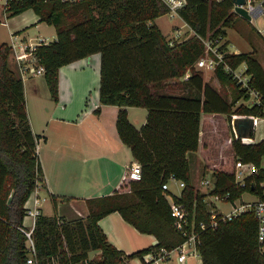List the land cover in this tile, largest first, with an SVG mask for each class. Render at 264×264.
Instances as JSON below:
<instances>
[{
  "label": "trees",
  "instance_id": "obj_1",
  "mask_svg": "<svg viewBox=\"0 0 264 264\" xmlns=\"http://www.w3.org/2000/svg\"><path fill=\"white\" fill-rule=\"evenodd\" d=\"M29 8L56 29L57 38L38 44L35 51L45 67L52 98L59 99V69L63 65L99 53L100 100L120 106L118 134L142 168L140 178L128 175L113 194L86 198V217L67 219L41 212L32 229L34 264H121L135 257L149 264L144 260L147 253L157 255L162 248L178 247L185 236L174 226L166 196L171 192L163 189L172 176L185 182L180 196L172 194L174 200L184 202L191 216L195 213L197 224L201 220L209 222L205 201L208 194L193 182L191 154L199 150L203 139L206 161L208 139L204 134L208 129L212 136L219 127H212L214 114L227 115L231 133L227 138L234 159L253 163L259 171L250 179L257 183L264 180V169L260 168L264 139L245 143L238 130L245 119L248 138H255L253 120L263 114L262 107L239 103L248 99L249 93L225 70L226 65L237 68L246 64L252 76L250 84L260 91L264 101V66L256 52H229V41L222 43L223 59L215 74L221 83L232 87V99L206 82L203 71L196 67L206 52L204 39L214 43L226 38L227 28H232L240 17L234 11V0H188L179 15L195 33L178 43H171L155 23L169 11L161 0H12L7 13L13 16ZM11 52L8 43L0 45V264H27L30 251L26 231L30 229L24 225L28 212L25 204L44 171L38 152L41 136L32 129L25 83L10 64ZM188 70L191 75L184 82L188 92L173 93L175 84L170 81L183 77ZM128 106L148 109L147 120L140 128L129 119ZM203 114L213 118L210 123L205 120L202 127ZM212 165L211 194L229 192L230 199L236 200L245 191H252L250 184L236 183L235 165L232 170ZM70 199L52 196L55 208L59 201ZM115 211L140 232L154 234L157 244L130 254L117 248L99 224ZM257 227L254 214L247 212L201 231L202 263L264 264ZM97 250L101 252L99 257L91 258L90 253Z\"/></svg>",
  "mask_w": 264,
  "mask_h": 264
},
{
  "label": "crops",
  "instance_id": "obj_2",
  "mask_svg": "<svg viewBox=\"0 0 264 264\" xmlns=\"http://www.w3.org/2000/svg\"><path fill=\"white\" fill-rule=\"evenodd\" d=\"M0 15L5 16V21L0 19V23L8 32L6 36H0V45L2 43H8L10 46L13 43L28 45L33 42L41 44L52 42L57 38L55 29L52 35L56 36L55 39L46 41L42 27L47 23L42 21L32 8L9 18L2 7ZM33 26L41 33L36 37L30 35ZM10 64L20 74L14 51L10 54ZM100 65L99 53L63 65L59 69L57 101L51 96L44 74L30 73L27 78H23L27 109L30 113L29 96H31L40 107L42 112L40 115L43 118L41 129L38 130L35 128L33 115L29 114L33 131L41 136L38 149L44 177L39 182L38 196L42 200L40 208L43 214L57 213L67 219L86 217L89 209L85 199L113 194L126 182L131 165L137 162L130 147L121 140L117 131L116 120L120 106L103 104L100 100ZM200 70L204 73V80L218 88L217 84L211 81L209 72L206 73V69L203 68ZM185 81L184 76L171 80L170 82L175 84L172 92L175 94L188 92V88H184ZM127 110L129 119L136 127L140 128L145 124L147 108L128 106ZM211 116L213 115H202V127L204 121ZM201 135L203 136V131ZM202 140L199 150L191 154V173L193 159H197L199 163L204 159ZM205 175L201 178L202 185ZM175 184L179 186L177 182ZM169 187L175 193L170 183ZM181 192L182 189L175 194L179 195ZM53 195L68 196L71 199L59 201L55 208ZM99 224L109 241L126 254L158 242L154 234L140 232L117 211L104 216ZM24 225L29 229L33 228L28 215L24 218ZM100 253L99 250L92 251L90 257H99ZM144 260L149 264H203L201 257L197 255L189 256L183 263L178 262L174 257L168 260L147 261L148 257L145 255ZM121 264H143V259L135 257Z\"/></svg>",
  "mask_w": 264,
  "mask_h": 264
},
{
  "label": "built area",
  "instance_id": "obj_3",
  "mask_svg": "<svg viewBox=\"0 0 264 264\" xmlns=\"http://www.w3.org/2000/svg\"><path fill=\"white\" fill-rule=\"evenodd\" d=\"M63 1H79V0H63ZM166 6L169 8L168 13L171 14V16L179 15V10L186 6L188 0H161ZM12 0H0V3L4 9L5 12H7L8 8L11 6ZM238 6V4L234 3V11L236 12L235 8ZM240 7L244 8L251 16V20L258 18L262 15H264V0H245L244 4H241ZM237 13V12H236ZM238 14V13H237ZM239 15V14H238ZM42 40L40 39L39 42ZM173 41L171 40V43ZM205 45H206V52L209 53V50H215L218 51V55L216 58L210 59L208 63L205 61V57H201L197 63L196 67H202L205 64L208 65L211 68L216 69L218 63L223 59V52L220 51V43L221 41H214V43H211L210 40L204 39ZM40 43H30L28 45H17L16 43H13L11 45L12 51H14V56L18 64V69L20 72V75L22 78H27V76L30 73L33 74H44L45 73V67L39 62V59L35 53L36 46ZM222 53V54H221ZM221 56V57H220ZM243 67L242 65H239L237 68H232L229 65L225 66V70L229 73H232L234 78L237 79V84L240 86V88L247 90L249 93L248 99H241L239 103H244L249 106L251 105H259L262 107L263 114H260L259 116H254V120H256L255 124V131L256 126L258 125V122L260 119L264 120V101L263 96L260 93L259 90L251 86L250 80H251V74L247 73L246 64ZM191 75V70H188L186 74L184 75V78L186 80L189 79ZM243 141L245 143H253L255 142V138H243ZM254 165L253 163H245L241 159H237L235 162V180L236 183L240 186H246V184H250L252 187V192L256 199L248 202H242L239 205H232L231 210L228 212H224L220 210L219 208L213 207L211 203L209 202V196H214L218 200L228 201V202H234L235 200H231V194L229 192L225 194H211V191L213 189V182L212 179H204L202 180L203 185L206 184L208 186L209 190L206 191L208 194L205 198V201L207 202L209 212H210V220L209 222L205 220L199 221V224L196 223L194 214L191 216L190 211L187 209V206L184 202H177L174 200L173 195L175 194L170 190L169 187V181H175L179 184V187L183 189L185 187V182L182 180H178L174 178L173 176L170 177L169 181L163 184V189L168 190L171 192L170 194H167V198L170 202L171 206V214L174 218V226L175 228L181 232L185 236V240L183 243H181L178 247L167 250L165 248H162L157 255H155L154 252L147 253L148 260H168L171 258H176L178 262L183 263L187 260V258L191 255H197L200 256L199 252V244L201 243V239L199 237V234L201 231L207 229V228H215L217 227L221 222H227L229 220H232L234 218L239 217L241 214L252 212L255 216V218L258 221V227H257V239L259 244V251L264 256V180L260 182H255L250 179L254 174H257L259 171V168L256 166L257 169H253L251 171H248L245 173V168ZM264 169V168H263ZM129 175L135 178H140L142 173V168L140 163L135 162L131 165L129 169ZM39 181H37V187L32 192L31 196L27 200L26 203H28V212L27 215L31 219V224L34 227L36 218L41 213V197L38 196V189H39ZM210 185V187H209ZM181 193L179 194V196ZM26 205V204H25ZM32 229L29 231H26V234L28 236V247L30 251V257L27 260V264H34V255H35V247L34 242L32 239Z\"/></svg>",
  "mask_w": 264,
  "mask_h": 264
},
{
  "label": "rangeland",
  "instance_id": "obj_4",
  "mask_svg": "<svg viewBox=\"0 0 264 264\" xmlns=\"http://www.w3.org/2000/svg\"><path fill=\"white\" fill-rule=\"evenodd\" d=\"M0 13H2L1 3H0ZM10 17L11 16H9V18ZM0 19H2V21H5V16L0 15ZM155 23L161 28V30L163 31V33H165L167 38L171 39L175 43L182 42L187 38H189L190 36L194 35L195 33L194 30L180 17V15L171 16V14L167 13L158 17L155 20ZM31 28L32 29L30 30V35L32 37H36L37 35L41 34L39 32V29L35 28V26ZM42 28L44 30L43 33L45 34L44 36L47 42L55 39L56 36L55 37L52 36L53 33L55 32V28L52 25L44 24ZM7 34L8 32L6 27H3V25L0 23V36H6ZM226 40L229 41V45H228L229 52L240 53V52L255 51L256 57L260 59L264 65V15L252 19V21H249L248 19L242 16L236 18L233 27L227 28V37L221 40L219 47H221L222 43ZM217 55H218V51H216V49L215 50L210 49L209 53H205L204 55L206 63H208L210 59H213L214 57L216 58ZM241 65L243 67L245 66L244 63ZM197 68L206 69V73L209 72V74L211 75V81H214L217 84V87L221 88V90L223 92H226L229 98L232 99V93H233L232 87L229 84H223L219 81V79L214 74L215 73L214 68H211L206 64L202 67L197 66ZM29 108H30L29 114L33 115V120L35 121V128L38 130L41 129L43 118L40 114H42V112L40 107L37 106V104L34 102V99L31 96H29ZM212 118H213L212 116L209 117L207 123H210L209 120ZM213 119H214V123L211 122L212 127L216 126L215 128H217V126L219 125L218 129L212 133V136H209L210 132L208 131V129H206V133L204 134L205 139L206 140L208 139V143L206 146L207 148L206 161H208V166L205 167L204 163H206V161L204 159H201L202 162L200 163L199 161H197V159H193V164H192L193 180L195 184L198 185L197 187L205 191L209 190L208 186H206V184L202 185L200 184V182H201V178L204 177L203 175H205V172H207V174L205 175L206 178L204 179L206 180L211 178L213 170L215 169L213 165L210 166L211 164L217 163V165H219V167L221 168L232 170L236 161L232 156L231 145L228 142V138H227L231 136V133L229 132L227 115L218 114ZM243 121L244 124L241 121V125L238 126V130L240 133H242L243 136L242 138H248L249 137L248 127L246 125L245 119H243ZM253 122L254 124H256V120H253ZM262 138H264V120L260 119L258 125L256 126L255 140H259ZM223 155L227 157L225 161H224L225 157H223ZM254 168L257 169L255 165H250L246 167L244 169L245 173L248 174L247 172L253 170ZM260 168H264V158L261 161ZM169 183L172 186V189L174 190L175 193L180 192L181 188L177 186L174 181H170ZM209 197H210L209 202L211 203V205L213 207L217 206V208H219L224 212H228L229 210H231L232 205H239L242 202H248L256 199V196L252 192H248V191H245L234 202L218 200L212 195ZM93 258H98V257H93Z\"/></svg>",
  "mask_w": 264,
  "mask_h": 264
},
{
  "label": "water",
  "instance_id": "obj_5",
  "mask_svg": "<svg viewBox=\"0 0 264 264\" xmlns=\"http://www.w3.org/2000/svg\"><path fill=\"white\" fill-rule=\"evenodd\" d=\"M234 3L238 4V6L235 8L236 12L240 16H242V17H244L250 21L251 20L250 14L244 8L240 7L241 4L245 3V0H234Z\"/></svg>",
  "mask_w": 264,
  "mask_h": 264
}]
</instances>
